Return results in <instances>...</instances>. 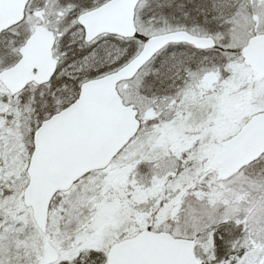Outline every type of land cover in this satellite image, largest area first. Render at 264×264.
Returning <instances> with one entry per match:
<instances>
[{"label": "snow or ice", "instance_id": "1", "mask_svg": "<svg viewBox=\"0 0 264 264\" xmlns=\"http://www.w3.org/2000/svg\"><path fill=\"white\" fill-rule=\"evenodd\" d=\"M0 264H264V0H0Z\"/></svg>", "mask_w": 264, "mask_h": 264}]
</instances>
